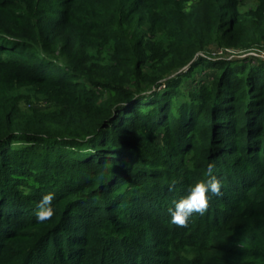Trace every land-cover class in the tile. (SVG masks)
<instances>
[{
	"label": "trees",
	"instance_id": "1",
	"mask_svg": "<svg viewBox=\"0 0 264 264\" xmlns=\"http://www.w3.org/2000/svg\"><path fill=\"white\" fill-rule=\"evenodd\" d=\"M262 51L264 0H0V264H264Z\"/></svg>",
	"mask_w": 264,
	"mask_h": 264
},
{
	"label": "clouds",
	"instance_id": "2",
	"mask_svg": "<svg viewBox=\"0 0 264 264\" xmlns=\"http://www.w3.org/2000/svg\"><path fill=\"white\" fill-rule=\"evenodd\" d=\"M217 164L209 161L206 178L191 184L186 194L172 201L168 208L172 223L185 225L194 213L203 214L209 203V193H220L221 181L216 175ZM55 192H47L36 202L35 216L38 221H45L54 215Z\"/></svg>",
	"mask_w": 264,
	"mask_h": 264
},
{
	"label": "rangeland",
	"instance_id": "3",
	"mask_svg": "<svg viewBox=\"0 0 264 264\" xmlns=\"http://www.w3.org/2000/svg\"><path fill=\"white\" fill-rule=\"evenodd\" d=\"M207 50L208 51L202 53V55H204L206 57H210V58L211 57L212 58H219L220 56H223V57H230V56H232L231 58H234L235 59V58H241V57L248 56L247 55L248 53H240L239 51L233 50V49H229V51L223 52V54L220 55V54H218V52H216V47H213V46L210 47V48H208ZM249 53H253L255 55H260V56H263L264 57V51H262L263 54L262 53H257V52H249ZM212 73H213L212 69H209L208 67L202 66V67L198 68L197 71L195 72L194 80L187 79L185 82L189 86V83H193L195 80L196 81L197 80H201V79L202 80H207L208 77L210 78V76L212 75Z\"/></svg>",
	"mask_w": 264,
	"mask_h": 264
},
{
	"label": "built area",
	"instance_id": "4",
	"mask_svg": "<svg viewBox=\"0 0 264 264\" xmlns=\"http://www.w3.org/2000/svg\"><path fill=\"white\" fill-rule=\"evenodd\" d=\"M229 49L231 48H216V52H218V54L222 55L223 52L229 51ZM232 56L228 57L231 58Z\"/></svg>",
	"mask_w": 264,
	"mask_h": 264
}]
</instances>
